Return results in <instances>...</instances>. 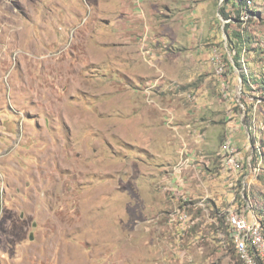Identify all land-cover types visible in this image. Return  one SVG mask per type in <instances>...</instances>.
<instances>
[{"label":"rangeland","instance_id":"rangeland-1","mask_svg":"<svg viewBox=\"0 0 264 264\" xmlns=\"http://www.w3.org/2000/svg\"><path fill=\"white\" fill-rule=\"evenodd\" d=\"M177 3L187 43L159 39L170 2L150 7L148 62L101 0H0V264H243L224 214L264 222V0L247 23L221 15L233 0ZM233 112L263 128L237 176Z\"/></svg>","mask_w":264,"mask_h":264},{"label":"crops","instance_id":"crops-1","mask_svg":"<svg viewBox=\"0 0 264 264\" xmlns=\"http://www.w3.org/2000/svg\"><path fill=\"white\" fill-rule=\"evenodd\" d=\"M172 1V2H171ZM178 0H101V7L106 12V17H108L110 20L106 21V31L109 32L110 37H114V44H121L120 49L127 50L128 48L133 47L135 44L136 39H140L142 41L141 48L139 49V56L143 59L148 61L146 57L153 56V53L151 55L150 46L151 43L154 41V39L157 37H152V33H154V27L161 25L162 23V31L159 33V35H163L164 37H159L167 40L168 42L173 43L177 47L183 46V44L187 43V38L185 33L181 34L180 25L177 24L176 18L177 17H185L184 14H181L180 12H177V8H174L173 6L177 3ZM170 2L169 7L166 9V3ZM161 3L165 4L166 13H163L164 11L158 10V14H165L163 22L160 24L158 23L155 18L150 17V7L160 6ZM172 4V6H171ZM210 6V3H206V7L202 6L201 4L198 6V8L195 11L194 15H197L200 13V15L203 13L204 10H206ZM176 14V16H175ZM152 15V14H151ZM153 17V15H152ZM167 17V18H166ZM171 17V19H169ZM166 18V19H165ZM165 22V23H164ZM144 45L147 47V51L149 54L145 55L144 53ZM176 47V48H177ZM149 62V61H148ZM245 103L249 104L247 100H244ZM245 103L241 105L245 109ZM241 115V114H240ZM239 116V115H238ZM245 116V117H244ZM244 117V118H243ZM255 117V114L253 115ZM247 118L251 121V116L248 114L239 116V120L235 119L234 112L226 119V122L228 121V124L226 128L223 130V134L225 133L227 138H231L232 144L240 150L241 157L243 158L246 154V150L249 149L251 143V150L252 152L257 151L260 155L262 152L260 143L263 142L262 139L259 140V146L254 147L252 145V141H249L250 137L252 139V136L254 137L259 136L261 137V131L255 128L253 129L250 125L244 124V119ZM236 122V125H235ZM230 136V137H229ZM236 136H238L236 138ZM263 136V134H262ZM264 138V137H263ZM242 141V142H241ZM241 143H244V146L241 145ZM238 173L231 174L232 176L236 175ZM180 176V180H185V183H187L186 176L184 178V174L182 176L181 174H177L176 176ZM177 182V180H176ZM188 183H190L188 179ZM185 189H186V184ZM177 186V185H176ZM190 188V186L188 187ZM194 191V189H193Z\"/></svg>","mask_w":264,"mask_h":264},{"label":"built area","instance_id":"built-area-1","mask_svg":"<svg viewBox=\"0 0 264 264\" xmlns=\"http://www.w3.org/2000/svg\"><path fill=\"white\" fill-rule=\"evenodd\" d=\"M256 0H242L236 3V9H241V23H247L250 19L263 18L259 10H255ZM263 16V17H262ZM232 21V20H231ZM236 23L235 21H232ZM264 57V35L259 40ZM222 167L225 173H240L243 163L240 162L239 150L229 138L223 147ZM228 225L229 245H233L239 259L243 264H264V224L262 220L245 210H229L224 214ZM181 216V220L185 219Z\"/></svg>","mask_w":264,"mask_h":264},{"label":"trees","instance_id":"trees-1","mask_svg":"<svg viewBox=\"0 0 264 264\" xmlns=\"http://www.w3.org/2000/svg\"><path fill=\"white\" fill-rule=\"evenodd\" d=\"M234 1V3H233V7H234V9L236 8V3L238 2V3H241V1L242 0H233ZM225 3H226V5H228V3H230V0H225ZM241 9H237V12H238V17H240V11ZM225 11H227L226 13H224ZM224 12H222V16L225 18V19H231L232 21H235L236 23H240V21H239V19L238 18H233V17H231L229 14H230V12L228 11V9L226 8L225 10H224ZM260 14V13H259ZM260 16H261V14H260ZM226 29H227V25H226ZM260 47V46H259ZM234 47H233V45H231V46H229V50L232 52V49H233ZM261 49V53L263 52L262 51V48H260ZM237 54V53H236ZM263 56V55H262ZM238 57V59H239V55L237 54V55H235V57H234V59H235V61H237V58ZM238 64L236 63V66H237ZM244 81L245 82H247L246 81V79L244 78ZM263 222V221H262ZM263 224H264V222H263Z\"/></svg>","mask_w":264,"mask_h":264}]
</instances>
